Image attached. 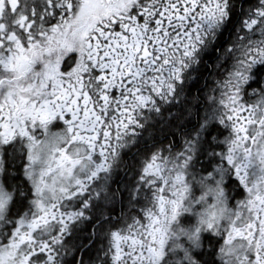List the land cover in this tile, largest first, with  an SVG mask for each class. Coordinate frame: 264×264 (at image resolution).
<instances>
[{
    "label": "snow or ice",
    "instance_id": "obj_1",
    "mask_svg": "<svg viewBox=\"0 0 264 264\" xmlns=\"http://www.w3.org/2000/svg\"><path fill=\"white\" fill-rule=\"evenodd\" d=\"M0 264H264V0H0Z\"/></svg>",
    "mask_w": 264,
    "mask_h": 264
},
{
    "label": "trees",
    "instance_id": "obj_2",
    "mask_svg": "<svg viewBox=\"0 0 264 264\" xmlns=\"http://www.w3.org/2000/svg\"><path fill=\"white\" fill-rule=\"evenodd\" d=\"M149 133H151L152 135H155V136L158 137L160 135V133H161L159 125L158 124L152 125L149 128L148 132L145 133V136H147Z\"/></svg>",
    "mask_w": 264,
    "mask_h": 264
}]
</instances>
